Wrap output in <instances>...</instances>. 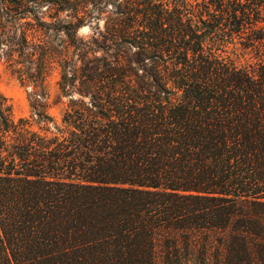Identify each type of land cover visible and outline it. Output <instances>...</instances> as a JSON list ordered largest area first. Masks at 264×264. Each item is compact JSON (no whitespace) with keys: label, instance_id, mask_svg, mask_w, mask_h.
Listing matches in <instances>:
<instances>
[{"label":"trees","instance_id":"trees-1","mask_svg":"<svg viewBox=\"0 0 264 264\" xmlns=\"http://www.w3.org/2000/svg\"><path fill=\"white\" fill-rule=\"evenodd\" d=\"M262 24L264 0H0L42 131L0 94V264H264ZM227 36L256 62L221 60ZM53 69L80 96L62 125Z\"/></svg>","mask_w":264,"mask_h":264},{"label":"rangeland","instance_id":"rangeland-1","mask_svg":"<svg viewBox=\"0 0 264 264\" xmlns=\"http://www.w3.org/2000/svg\"><path fill=\"white\" fill-rule=\"evenodd\" d=\"M171 2V0H167ZM192 4L202 2V0H187ZM95 24V23H94ZM103 26V21L101 22ZM264 27V24H262ZM94 26H87L80 30L79 36L88 39L94 34ZM244 38L238 36L219 38L216 42L214 51L216 55L223 61L234 63L239 67H246L256 62V53L252 48H246ZM61 76L58 69H53L45 82L46 99L45 105L47 113L54 119L55 123L62 125L63 119L67 112L71 110L72 102L80 99L77 93L73 96H65L60 87ZM39 90V88L37 89ZM33 88L28 83H22L12 70L0 58V94L6 98L11 109L13 119L17 124L21 120L29 121L30 124L24 126V130L30 132L42 133L40 127L32 122L31 95ZM85 102H89L90 98L85 97ZM54 129V124H50Z\"/></svg>","mask_w":264,"mask_h":264}]
</instances>
